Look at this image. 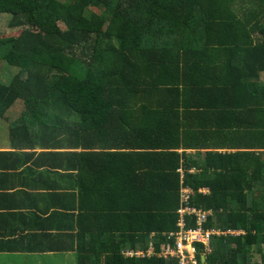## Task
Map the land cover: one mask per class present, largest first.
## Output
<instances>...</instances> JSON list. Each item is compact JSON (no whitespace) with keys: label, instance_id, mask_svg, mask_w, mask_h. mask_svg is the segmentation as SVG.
Instances as JSON below:
<instances>
[{"label":"trees","instance_id":"obj_1","mask_svg":"<svg viewBox=\"0 0 264 264\" xmlns=\"http://www.w3.org/2000/svg\"><path fill=\"white\" fill-rule=\"evenodd\" d=\"M1 16L25 30L0 41L20 69L0 117L19 100L69 115L74 145L115 148L132 177L120 227L82 232L79 264H181L164 253L197 228L185 206L221 232L199 264H264V0H0Z\"/></svg>","mask_w":264,"mask_h":264},{"label":"crops","instance_id":"obj_2","mask_svg":"<svg viewBox=\"0 0 264 264\" xmlns=\"http://www.w3.org/2000/svg\"><path fill=\"white\" fill-rule=\"evenodd\" d=\"M70 119L52 123L17 103L0 117V264H79L82 232L86 244L88 231L120 227L132 177L121 178L115 148L74 145ZM122 164L129 172L132 158Z\"/></svg>","mask_w":264,"mask_h":264},{"label":"built area","instance_id":"obj_3","mask_svg":"<svg viewBox=\"0 0 264 264\" xmlns=\"http://www.w3.org/2000/svg\"><path fill=\"white\" fill-rule=\"evenodd\" d=\"M193 195L192 190L183 189V199L184 203H189L191 196ZM179 213L184 216L186 214L195 216L197 220V228L194 230H185V223L182 221L180 223V228L182 229L175 236V247H170L166 249L165 256H178L181 260V264H199L197 260V254L203 253L204 255L211 252V241L213 236L221 235L218 230L205 231L203 225L211 216L212 211H204L191 206L182 207ZM237 233L239 232H232ZM199 244L202 245V249L198 248ZM191 248V250H189Z\"/></svg>","mask_w":264,"mask_h":264},{"label":"rangeland","instance_id":"obj_4","mask_svg":"<svg viewBox=\"0 0 264 264\" xmlns=\"http://www.w3.org/2000/svg\"><path fill=\"white\" fill-rule=\"evenodd\" d=\"M12 23V18L9 16H1L0 17V41L3 40H7L10 38H14V37H18L23 30H25L24 28L21 29H16V27H12L11 26ZM61 28L63 30L66 29V27H64L63 25H61ZM8 53V49L5 46H0V82L3 83H7L9 82L11 79H13V77L19 73L18 68L15 67H11L9 64H7L3 59L2 56ZM17 106H21L22 109H24L25 105L22 101H17ZM191 250V248L189 249ZM150 253H152V250L149 251ZM255 261L260 262L261 259L259 256H255Z\"/></svg>","mask_w":264,"mask_h":264},{"label":"clouds","instance_id":"obj_5","mask_svg":"<svg viewBox=\"0 0 264 264\" xmlns=\"http://www.w3.org/2000/svg\"><path fill=\"white\" fill-rule=\"evenodd\" d=\"M199 254H201V256H202V260L205 261V259H206V255H208V254H206V255H204L203 253H199ZM196 257H197V256H196Z\"/></svg>","mask_w":264,"mask_h":264}]
</instances>
